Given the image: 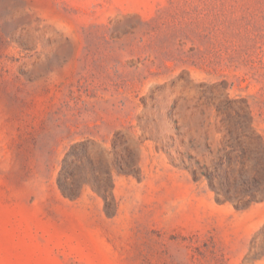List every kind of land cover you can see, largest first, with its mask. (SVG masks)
Segmentation results:
<instances>
[{"label": "rangeland", "instance_id": "obj_1", "mask_svg": "<svg viewBox=\"0 0 264 264\" xmlns=\"http://www.w3.org/2000/svg\"><path fill=\"white\" fill-rule=\"evenodd\" d=\"M0 264H264V0H0Z\"/></svg>", "mask_w": 264, "mask_h": 264}]
</instances>
